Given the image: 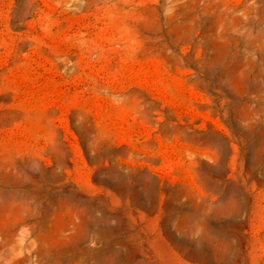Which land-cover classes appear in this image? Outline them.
<instances>
[{
	"label": "rangeland",
	"instance_id": "rangeland-1",
	"mask_svg": "<svg viewBox=\"0 0 264 264\" xmlns=\"http://www.w3.org/2000/svg\"><path fill=\"white\" fill-rule=\"evenodd\" d=\"M0 264H264V0H0Z\"/></svg>",
	"mask_w": 264,
	"mask_h": 264
}]
</instances>
